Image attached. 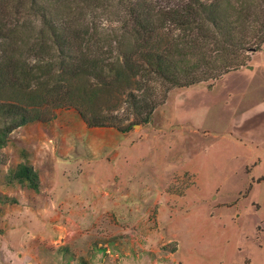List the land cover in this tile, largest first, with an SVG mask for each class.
Segmentation results:
<instances>
[{
    "label": "rangeland",
    "instance_id": "obj_1",
    "mask_svg": "<svg viewBox=\"0 0 264 264\" xmlns=\"http://www.w3.org/2000/svg\"><path fill=\"white\" fill-rule=\"evenodd\" d=\"M52 2L40 0L52 17L111 36L130 5ZM19 6L6 17L39 30L30 2ZM240 69L173 88L126 133L68 106L15 129L0 149V264H264V45ZM19 164L37 166L38 188L16 178Z\"/></svg>",
    "mask_w": 264,
    "mask_h": 264
},
{
    "label": "trees",
    "instance_id": "obj_2",
    "mask_svg": "<svg viewBox=\"0 0 264 264\" xmlns=\"http://www.w3.org/2000/svg\"><path fill=\"white\" fill-rule=\"evenodd\" d=\"M21 1L0 11V149L15 129L50 119L51 109L55 117L64 106L76 108L89 126L129 132L150 122L173 88L239 70L264 45V0H126L130 5L112 29L121 34L112 36L97 25L75 27L58 10L54 18L40 0L28 1L41 27L27 30L13 13L5 15L8 7L17 12ZM68 1L89 8L105 0L56 3L71 12ZM53 74L67 79L50 87ZM103 99L117 105L97 106ZM122 101L129 115L121 118L114 111ZM15 176L40 185L28 164H19Z\"/></svg>",
    "mask_w": 264,
    "mask_h": 264
},
{
    "label": "crops",
    "instance_id": "obj_3",
    "mask_svg": "<svg viewBox=\"0 0 264 264\" xmlns=\"http://www.w3.org/2000/svg\"><path fill=\"white\" fill-rule=\"evenodd\" d=\"M252 69V68H251ZM245 70L244 69H239L237 71H234V72H230V73H227L224 75V78H227L229 76H233V75H236V74H240V73H243ZM260 130H263L264 129V122L262 124V126L259 127ZM34 166V164H32ZM35 169H37V166H34Z\"/></svg>",
    "mask_w": 264,
    "mask_h": 264
}]
</instances>
